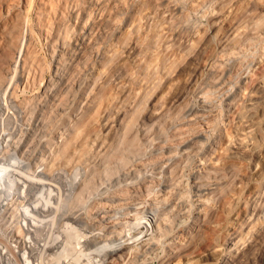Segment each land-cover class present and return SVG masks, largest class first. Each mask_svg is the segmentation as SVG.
I'll list each match as a JSON object with an SVG mask.
<instances>
[{
  "label": "rangeland",
  "instance_id": "rangeland-1",
  "mask_svg": "<svg viewBox=\"0 0 264 264\" xmlns=\"http://www.w3.org/2000/svg\"><path fill=\"white\" fill-rule=\"evenodd\" d=\"M40 1L41 0H30L29 3V0H0V16H2L0 17V21H2L0 23V72H2V74L0 73V77H3L0 79L3 83V85L0 86V149H3L9 142L11 144L15 143L16 146L17 144H19L20 147L23 146V148L21 147L22 150H27L26 152H21L27 156L20 159L19 156L21 153L17 154L13 151L11 159L13 158L16 159V161H21V165L18 164V166H16V169L18 168L17 170L20 169L19 171H23L28 167H32L33 171L34 169L39 170H36L38 173L35 172V174L42 172L44 174V171H48L46 163L51 162V159H53L52 157H54L57 162L55 164L59 167L61 165L59 172H61L60 174L62 177L59 181V185L66 184V182L69 181L66 186L63 185V188L67 190V192L64 191V189L61 191L62 193H59L57 189L55 190V192L59 194H56L57 197H60L63 206L66 204L67 206L65 205V207H68L69 210L71 209L70 212H72L73 209L76 212L79 211V213L84 216L86 223L89 224L91 222L89 226H93L94 223L96 224L102 221L103 217L99 215L101 213L100 211H110L113 208L112 202L117 201L119 198V200L125 202L122 203L124 206L142 202L143 198L146 199L147 194L150 195L148 198H151L149 199V203H153V200L157 199L158 193H160V196L158 195L161 201L160 205H164V203L167 202L170 205L172 200H175L172 203L174 205H170L173 212L175 214L186 213L184 215L188 216V218H192L194 222L186 227L187 232H184V242L178 243L176 241L170 242L166 240V244H168L169 247H165L166 249L160 252V257L154 261V264H203L206 254L211 249L217 248L222 258L231 251H234L235 246L229 243V236L237 229V220L243 218L245 214L249 212V204L252 201L253 193L262 188L264 180V111L256 119L258 126L260 125L258 130L260 128L261 131L259 132L263 136L257 137L260 140H257V138L255 139V141H257L255 145L258 143L257 146L261 151V153L259 151L260 155H258V157L253 156L250 159L249 157L238 158L227 153L226 149L228 146L227 144H229L228 137L234 136L235 133L240 130V127H238L241 125V121L239 125L240 116H242V114L244 115V113L247 114L246 112L248 111L250 112V110L247 111V109L249 108L248 102L252 99L251 97H254V99L260 97V101L262 100L261 102L264 106V0H197L198 2L196 0H174V2L172 0H152L153 2L150 0L152 5L149 0H146L147 3L145 0H136V2L135 0H133V2H130V0L128 2L127 0V3L125 2L126 0H120L121 4L119 2L118 4L124 8L126 7L125 9L127 10H124L126 13L120 10L121 8L116 11L114 8L112 11L111 0L107 2V4H105L107 0H103L105 3L99 0L101 4L98 0H93L94 2L91 0H85L86 2L83 0H51V3H49V0H44V2L47 3L46 5H48L46 7H43L45 3L43 4L42 2L40 4ZM79 1H83L84 3L80 2L83 5H81ZM143 1L146 3L145 5H147V7L143 5ZM52 3H55L53 5L57 4L58 6H56V8L58 7L59 9L57 8L56 11L60 10L62 13L60 11H54L56 12V15H54V12L48 11L49 9L53 10L55 8V6L51 5ZM86 3H88V5ZM129 3L132 4L128 5ZM135 3L138 6L136 5L135 7ZM37 4L42 7V12L45 11L46 8L47 12L44 14L41 13V10L40 12H35L38 11L36 10L38 9ZM65 4H70V9H73L72 11H75V13H72L68 5L66 7ZM76 4H78V6ZM84 4L85 6H89V10ZM91 4L92 7L90 6ZM194 4H198V6L196 7ZM96 5L98 10H100L97 11L99 14H97L95 10L97 9ZM106 5H108V8ZM81 6H84L83 9H86L87 14L90 13V17L85 13V9L84 11L80 10L82 9ZM25 9L29 13L28 15ZM130 9H132L131 13L129 12ZM76 11L79 12L76 13ZM141 11H143V13ZM115 12H123L124 15L120 14L122 16L118 17L119 13L117 14ZM47 13L54 18L48 15L49 19ZM63 13L65 15L69 13L66 15V17L68 16L67 19H65ZM103 13L104 16L102 15ZM75 14H79L78 16L81 15L82 17H78V20ZM23 15L25 16L26 25L22 24V21H18L19 18L21 20ZM26 15L29 18L26 17ZM37 15L40 17H36ZM99 16L103 21L99 19ZM108 16L115 20L118 18V21L116 20L117 22H114V19L111 21V18H107ZM45 17L50 20L48 22H50L51 25H49V27H51L48 28H54L52 29V34L51 30H48L51 36L58 32L57 22L59 21L60 25V23L62 24L61 21L64 20V27L60 25L61 30L64 28V30H62L64 31L62 36L66 37L70 34H64L68 30L66 29L67 26L70 27L69 30L72 33L71 39L73 40L70 39L71 41H69L68 39L70 37L66 38H68V43L72 42L71 45H73V41L82 31L79 28L82 26L80 23L82 24L81 21L83 19L85 23H87L86 19L88 17L90 18V20L88 18L89 21L87 24L90 23L91 19L94 20L95 18L96 22H101V24L105 22L104 24L108 25V28L105 29L107 35H105L106 32L103 31V27L106 28V26L104 24H102L103 26L100 24L101 28L98 22L96 23L92 20L90 23L91 25L93 22L95 25L94 27L92 24L94 30H92L91 35L101 39L97 42L93 40L96 38L91 36L93 41L101 44L99 48H101L100 51L103 53V57L101 58V63L95 61L94 65L96 64L95 67L97 65H99L97 67H101L106 63V66L101 67L104 68L101 73L103 75L100 77L99 74L94 73L92 74L93 76H86L85 68L83 69L81 64L79 68L78 63L75 66L78 70L76 69L75 71V68L68 70L69 77L68 74L67 77L69 79L67 78V80L70 82L67 83V89L69 90L57 93L58 97L57 95L55 97H57V99L59 98L58 100L54 98L51 93H47V95L49 94L48 96L46 95L47 84L51 87L54 86L55 89L58 90L59 84L57 83L59 82L54 85L52 84V82L55 83L57 80L54 77L55 64L52 61L51 55L53 50L51 49V44L45 40L46 36H44L47 35V31L44 30L46 34L43 33L44 35L42 34L39 36L41 32L40 28H43L41 23H47ZM22 20L24 23V17ZM104 20H108V22L111 21V23L114 22L112 24L113 27ZM39 21L41 22L40 24ZM6 22L9 23L7 24ZM13 22L18 23V27L20 28L24 27L23 29L25 31L21 30L22 28H18L17 24L13 25ZM132 22H134L133 25ZM5 24L9 26L7 27ZM4 25L10 32V26L13 25L12 27L14 29L17 27L15 33L18 34L21 30L20 32L23 33L25 37L20 33L24 38L18 36L20 40L14 41L18 39L13 36L14 31L11 32L12 36L10 33H8V35L5 34V36L4 33L2 35L1 33L3 32L2 29ZM73 25H75L73 28L74 30L72 29ZM136 25L140 27L138 28ZM109 26L111 27L109 28ZM32 27L34 31L30 32L32 31ZM116 27L117 30L113 31V28L115 30ZM95 29H97V31ZM100 30L103 33L99 32ZM94 31L99 33L96 34ZM130 32V37L126 36ZM93 33H95V35ZM101 34L105 35V37H99ZM125 36L127 37L126 39H129V43L125 39ZM9 37L11 40H9ZM27 37L31 44H29L31 47L28 46V50L29 53H33L32 56L35 58V62L34 60H30L33 61V63L31 62L32 65L29 63L28 67H26V70L30 73L26 71L23 79L17 76L19 75L21 67L19 65L17 69L15 63V60L19 57L17 51L19 45H16L22 44L20 42H24ZM123 37L124 40H122ZM5 38L8 39V42L11 41L10 43H12V38H15L13 42L16 45L7 43ZM47 38L48 40L50 39L49 36H47ZM104 38H106L105 41ZM28 40H26V42H28ZM123 41L127 42V44H124ZM26 42L24 43L26 44ZM14 45L16 47H13ZM104 51L106 52L105 54ZM90 54L88 50L86 55L88 58L92 56L89 58V61L93 63L95 54L94 56L93 53L91 56ZM111 58L115 59L112 60ZM21 61L23 62V60ZM117 65L119 66L117 67ZM69 71H75L76 74L75 72L70 73ZM151 77L152 79H150ZM51 79L55 80V82ZM50 80L52 81L51 84ZM6 86L8 88L11 87L9 88L10 91ZM13 90L16 92H14V95L11 94ZM229 96L231 97V104L227 105L225 99ZM60 98H62L63 104L68 107L67 112L62 110V115L58 114L55 110L57 101H61ZM65 100L69 103L67 101L65 102ZM203 100H207L209 104H211V106H207L211 111L207 113V115H212L214 118L213 122L215 123L212 124V129H209V127L207 128V136H203L199 132L201 125L203 126L202 118H199L198 115H194L195 113H191ZM42 109H44V111H42ZM42 124L45 126L44 128ZM38 126L41 127V129ZM1 127L4 130H2ZM258 130L254 131L255 134L253 135H257L259 133ZM41 133L43 137H41ZM125 133H128L127 135L131 140L133 139V142H131L134 145L132 143L128 144L131 150L127 146L126 149L124 148L125 145L123 146V142L127 137ZM22 137H25V139ZM26 138L31 142H28ZM233 139H235V137ZM183 141H190V147L186 154H184L185 152H183V150L177 149L175 146L176 149L172 147ZM40 142H42L41 145ZM24 143H32L35 146L30 144H28V146L25 144V146ZM36 143L39 146H37ZM29 145L31 147H29ZM69 146H71V148ZM66 147H69L70 151L72 150V154H69L71 162L69 158L62 159L58 153L59 151L63 152L67 149ZM34 149H36L37 152ZM55 152L56 155L54 156ZM181 152L184 155L177 159L176 156L181 155ZM28 155L31 156L29 157ZM139 155L143 156L141 157L143 160L145 159V162L142 161L145 164L148 163L147 165H152V163H164L165 160L166 162L168 161V164L164 163L167 165L164 169L162 168L163 170L157 166L158 169L154 172L156 179L154 178V182H152L151 185L155 182L157 183L156 185L154 184V188L150 186L151 192L149 191V193L145 190V186L140 183L143 177L137 176V170H142L144 169L143 167H145L144 165L136 163L135 160L140 158ZM42 156L43 158H41ZM80 156L83 161L85 160L84 157L89 159L83 162L80 160ZM170 156L172 158L175 156L176 159H168ZM202 156L206 157L205 162H207V164L200 165L203 167V171L201 170L202 168H200L199 172L196 170V167L199 162V157ZM58 160L60 161L58 162ZM28 161H30V164ZM67 161L70 162V164H67ZM24 162L29 166L27 165L28 167H26ZM44 163L45 165H43ZM79 165L80 167L78 168ZM82 165H84V167ZM151 165L147 169L153 167ZM43 168L45 170H43ZM106 169L109 173H106ZM89 171L91 173H89ZM87 172L88 175H86ZM127 172H132L130 174L132 177L131 179L129 176L128 179L123 175ZM148 173L153 172L148 171ZM108 174H110V179H107ZM194 175L196 176V180H199L198 185L202 184L203 181H207L206 179L208 178L210 180L216 179L221 181L220 188L214 190L210 198V203L205 205L207 209L204 207V210L202 209V213L200 214H196L193 211L194 204L198 202L196 200L198 195L195 194L194 190L197 189V185L195 187V182L192 180ZM99 176L102 177V179ZM197 176H201V178L199 179ZM138 177L139 180L137 179ZM85 178L90 179L86 180ZM91 178L93 180H91ZM161 178L162 180H166L167 185L170 186L167 194H165L166 191L156 188L158 181L155 180ZM83 179L88 181V183L85 182L84 184ZM125 179L126 182L124 181ZM107 180L111 182L107 184ZM129 180L132 181V183L129 182ZM70 182L74 185L70 186ZM104 183H106L107 186ZM86 184L88 185L86 186ZM104 185L106 186L105 189ZM68 186L71 189H66L69 188ZM150 188L148 187V189ZM36 193L34 192V195ZM65 195L67 197H65ZM163 198H165V200H163ZM62 199L64 200L63 202ZM27 207H29V205H27ZM133 208V206H130V209L134 210ZM205 214L210 217L207 218L205 216V219ZM107 215V213H103L104 217ZM120 215L124 216L125 214L123 212ZM169 216L171 217L170 220L176 218L172 213H170ZM119 219L121 220V218ZM127 219L129 220V224L135 221L133 218ZM262 219H264V217ZM13 220V218H8V221L13 224L9 225L11 228L10 232H12V234L19 233L21 236L26 234L27 229L21 224L18 225L17 222ZM112 220L116 222V219ZM167 222L168 221L164 218L159 220L160 226L163 229H167L168 231L170 229V233H175V229H171L175 227V221L174 223H170V228H167ZM149 224L148 236H143L144 233L143 235L141 234V236H143L141 241L135 245L133 244L135 249H133L134 247L131 245L133 248L129 250L126 249L122 257L116 256L112 264H127L131 256L134 257L135 251L142 250L144 246L151 244L152 240L149 239L152 236L149 235L151 232H154L153 234L161 238L158 230V223L151 221ZM261 224L259 221L257 225L258 228L256 229L255 227L257 226L255 225L254 230L251 232V234L253 233L252 238L248 237L249 239H253L254 235L258 236L255 234L257 231V233H261V242L259 243L255 242L256 240H252L254 243H250L251 240L247 239L245 242V244H247L246 247L248 244H253L250 250L251 252L248 254L249 256L251 255L250 257L252 258L249 256V258L246 256L247 259L243 257L245 259H242V264H264V223L262 224L263 226ZM9 226H7V228H9ZM74 226H79L78 230L80 231L67 229L65 223L59 228H57V225L53 228H50V226L47 227L46 232L51 238L57 239L61 236V247L56 250L63 251L64 248H68L64 254L65 257H63L64 263H101L100 260L98 261L100 256H96L97 254H95L92 249H86L85 246H83L85 244L83 233H89L91 227L85 229L75 223ZM126 228V231H124L125 237L133 236L135 232H133L132 225ZM80 233H82L83 236ZM68 234H72V236H70L71 239H74L73 243L70 239L71 242L67 244L66 239H68ZM78 235H81V237ZM15 238L16 237L11 240V243L15 246H13V248H17L18 250L15 254H18L19 258L27 264L23 253H21L23 252V250H21V241ZM99 242H101L100 239ZM40 243L43 244L44 241ZM245 244H243V246H245ZM161 247V244H158V251L161 250ZM184 249L186 250L184 251ZM29 251L30 249H28V252ZM82 251L84 253L86 252V254ZM66 256H68V258H66ZM51 257H53V255ZM16 258H18L17 255ZM189 259L192 262L187 263ZM30 260L33 261L34 257L31 256ZM51 260L48 261V263H51ZM53 264H55V262ZM216 264L225 263L221 261Z\"/></svg>",
  "mask_w": 264,
  "mask_h": 264
},
{
  "label": "bare ground",
  "instance_id": "bare-ground-1",
  "mask_svg": "<svg viewBox=\"0 0 264 264\" xmlns=\"http://www.w3.org/2000/svg\"><path fill=\"white\" fill-rule=\"evenodd\" d=\"M27 1V0H26ZM37 1V0H36ZM46 1V0H45ZM48 1V0H47ZM50 2L49 3H51V0H49ZM57 1V0H56ZM59 1V0H58ZM60 1H62V0H60ZM84 2H86L85 0H83ZM81 2V1H79V3L81 2V3H84V2ZM92 2H94L93 0H91ZM99 1V0H98ZM105 1V0H104ZM123 1V0H122ZM125 1V0H124ZM138 1V0H137ZM142 1V0H141ZM140 1V2H141ZM146 1V0H145ZM150 1V0H149ZM152 1V0H151ZM150 1V3H151V5H152V2ZM168 1V0H167ZM171 1V0H170ZM173 2H174V0H172ZM177 1V0H176ZM193 1V0H192ZM192 1H190V2H192ZM195 1V0H194ZM197 1V0H196ZM199 1V0H198ZM197 1V2H198ZM31 2H33V1H31ZM43 2V4L45 3L44 2V0H41L40 1V4ZM54 2V1H53ZM100 2V1H99ZM107 2H110V0L108 1H106V3L105 2H103V0H102V3H105V4H107ZM118 2L120 3V0H111V7H112V11H113V9L115 8V11L116 10H119V8H121L120 10H127V9H125L123 6H121L120 4H118ZM126 3H127V0L125 1ZM124 2V3H125ZM128 2H129V0H128ZM130 2H133V0L131 1L130 0ZM135 2H136V0H135ZM172 2V3H173ZM189 2V3H190ZM29 3H30V0H29ZM29 3H28V5H29ZM56 3V2H55ZM55 3H52L51 5H53V4H55ZM57 3H59V2H57ZM62 3V2H61ZM78 3V2H77ZM80 3V4H81ZM89 3V2H88ZM88 3H86L87 5H88ZM97 3V2H96ZM95 3V4H96ZM143 3H144V1H143ZM146 3H147V1H146ZM146 3H144L143 5H145ZM194 3V2H193ZM196 3V2H195ZM200 3V2H199ZM2 4V3H1ZM25 4V3H24ZM47 3H45V5H43V7L45 6H48V5H46ZM79 4V5H80ZM94 4V5H95ZM100 4H101V2H100ZM110 4V3H109ZM130 4H132V3H129L128 5H130ZM134 4V3H133ZM167 4V3H166ZM170 4V3H169ZM34 5V4H33ZM50 5V4H49ZM66 5V4H65ZM68 5V7L69 6H71L70 4H67ZM67 5H66V7H67ZM77 6H78V4H76ZM75 5V6H76ZM81 5H83V4H81ZM86 5V6H87ZM103 5V4H102ZM118 5H119V7H118ZM122 5H123V3H122ZM136 3H135V7H136ZM142 5V6H143ZM174 5V4H173ZM193 5V4H192ZM195 5V4H194ZM25 6H26V4H25ZM32 6V5H31ZM35 6V5H34ZM53 6H55V8L52 10V9H49L48 11H51L52 13L54 12V11H56V9L58 8H56V6H58L57 4L56 5H53ZM74 6V7H75ZM84 6H85V4H84ZM83 6V7H84ZM85 6V7H86ZM91 7H92V4L90 5ZM100 6V5H99ZM105 6V5H104ZM108 5H106V7H107ZM121 6V7H120ZM138 6V5H137ZM146 7H147V5H145ZM148 6H150V5H148ZM196 7L198 6V4L197 5H195ZM73 7V6H72ZM82 7V6H81ZM83 7H82V9H80L81 11L83 10L84 11V9H83ZM89 6H87V8H88ZM132 7V6H131ZM140 7V6H139ZM145 7V8H146ZM156 7V6H155ZM166 7V6H165ZM26 8V7H25ZM37 8L38 9H36V10H38V11H35V12H40V10H41V6L39 5V4H37ZM53 8V7H52ZM78 8V7H77ZM95 8V7H94ZM96 8L97 9H95L96 10V12L97 11H100V10H98V7H97V5H96ZM99 8H101V7H99ZM105 8V7H104ZM103 8V9H104ZM108 8V7H107ZM153 8H154V4H153ZM30 9H31V7H30ZM34 9V8H33ZM59 9V8H58ZM69 9H70V7H69ZM141 9V8H140ZM148 9V8H147ZM149 9H150V7H149ZM43 10V9H42ZM42 10H41V13L42 14H44L45 12H47L46 10H47V8H46V10L45 11H43L42 12ZM64 10V9H63ZM71 10V9H70ZM70 10H69V12H70ZM73 10V9H72ZM71 10V11H72ZM78 10H79V8H78ZM79 10V11H80ZM88 10H89V8H88ZM102 10V9H101ZM131 10L132 9H130L129 10V12L131 13ZM137 10H138V8H137ZM144 10V9H143ZM33 11V10H32ZM60 11V10H59ZM59 11H56V12H59ZM79 11H76V13L77 12H79ZM90 11H91V9H90ZM134 11V10H133ZM132 11V12H133ZM139 11V10H138ZM145 11V10H144ZM25 12H27L26 11V9H25ZM56 12H54L53 14L54 15H56L55 13ZM61 13H62V11H60ZM67 12V11H66ZM65 12V13H66ZM87 11H86V9H85V13H86ZM89 12V11H88ZM92 12H93V10H92ZM111 12V11H110ZM120 12V11H119ZM118 12V13H119ZM128 12V11H127ZM128 12V13H129ZM142 13H143V11H141ZM166 12V11H165ZM50 13V12H49ZM51 13V14H52ZM72 13H75V11L73 12L72 11ZM82 13V12H81ZM102 13V12H101ZM104 13H106V12H104ZM104 13L102 14L103 16H104ZM112 13V12H111ZM115 13H117V12H115ZM117 13V14H118ZM124 13H126L125 11H124ZM124 13L122 12V13H119L118 14V17H121L122 15H120V14H123L124 15ZM134 13V12H133ZM138 13V12H137ZM140 13V12H139ZM138 13V14H139ZM29 13L27 12V15H28ZM37 14V13H36ZM41 14V15H42ZM64 14V13H63ZM62 14V15H63ZM69 14V13H68ZM68 14H66V15H68ZM80 14V13H79ZM78 14V15H79ZM83 14V13H82ZM87 14V13H86ZM94 14V13H93ZM97 14H99V12H97ZM135 14V13H134ZM141 14V13H140ZM25 15V14H24ZM23 15V17H24V23H23V17L21 18V20H20V18L18 19V21H22V24H24V25H26L25 24V16ZM26 15V17H28ZM39 15V14H38ZM36 16V17H40V16ZM48 15H50V14H48L47 13V17H48ZM65 15V14H64ZM66 15H65V19H67V17H66ZM75 15H77V14H75ZM75 16V17H77V19L79 20V18L78 17H80V16ZM87 15H89V17H90V13H88ZM108 15V14H107ZM111 15V14H110ZM22 16V15H21ZM52 15H50V17H51ZM74 16V15H73ZM73 16H71L72 18H75V17H73ZM94 16V15H93ZM101 16V15H100ZM99 16V19L101 18ZM130 16H133V15H130ZM137 16V15H136ZM0 17H2V16H0ZM42 17H43V15H42ZM47 17H45L46 19H47ZM53 17V16H52ZM56 17V16H55ZM82 17V16H81ZM87 17V16H86ZM85 17V18H86ZM88 17V18H89ZM142 17V16H141ZM140 17V18H141ZM29 18V17H28ZM28 18H26V19H28ZM49 18V17H48ZM54 18V17H53ZM88 18L86 19L87 21V23H88V21L90 20V18H89V20H88ZM91 18H92V14H91ZM98 18V17H97ZM105 18V17H104ZM107 18H109V16L107 17ZM107 18H105V19H107ZM111 18V17H110ZM109 18V19H110ZM116 18V17H115ZM135 18V17H134ZM138 18V17H137ZM12 19V18H11ZM40 19V18H39ZM50 19V18H49ZM69 19V18H68ZM76 19V20H77ZM82 19V18H81ZM98 19V20H99ZM108 19V20H109ZM114 19V18H113ZM113 19L111 18V21H113ZM118 19V18H117ZM116 19V20H117ZM8 20V19H7ZM17 20V19H16ZM52 20V19H51ZM60 20V19H59ZM62 20H63V18H62ZM78 20H77V23H78ZM84 20V19H83ZM81 21L82 22V24L80 23V25H82L81 26V28H79V29H81L80 31H81V33L80 34H78L77 35V38H75V40L73 41V45H71V43L72 42H67L68 40L69 41H71V40H73V39H71L72 38V36H71V32H70V27H68L67 26V28L66 29H68L64 34L66 35L67 33H70L69 35H67L66 37H70L69 39L68 38H66V37H64V36H62V34H63V32L64 31H62V30H64V24H63V22H64V20L63 21H61L62 22V24L60 23V25L61 26H63L62 28V30H61V26L59 25V21L57 22L58 24H57V30H58V32H57V30H56V32L57 33H55L53 36H51L50 35V33H49V31L48 30H51V34H52V32H53V30L52 29H54V28H51V29H49L50 27H49V25H51L50 24V22H48V21H50V20H48L47 19V23H49V24H47L46 22H44V23H41L40 21H39V24L41 23V25H43V28H40V30H41V32H40V35L39 36H41L43 33H45L44 32V30H46L47 31V35H44V36H46L45 37V40L47 41V42H49L50 44H51V49L53 50V52H52V61H53V63L55 64V67H54V77L56 78V82H55V80H52V81H54L55 83H53L51 80H50V84H51V82H52V84L54 85V84H56L57 82H59V83H57V84H59L58 86V90L57 89H55V87L53 86V87H51V86H49L48 84H47V88H46V95H47V93H51V95L54 97V98H56L57 99V97H58V95H57V93H59V92H65V91H67V90H69V89H67L68 88V85H67V83L68 82H70V81H68L67 80V78L69 77V74H68V70L69 69H74L75 68V66L79 63V65H78V67L80 66V64L83 66V69L85 68V70H86V76L87 75H92V74H94V73H96V74H99V76L101 77V75H103V74H101L102 73V71H103V69L104 68H101V67H103V66H106V63L103 65V66H101V67H97V66H99V65H97L96 67H95V65H94V63H95V61H98L99 63H101V58L103 57V53L100 51L101 50V48H99L100 47V45L101 44H98L97 42L99 41V39L98 38H96L95 36H93V35H91V33H92V30H94L93 28L95 27V25H94V23L92 22V24L94 25V27H92V24L90 25V23H91V21L93 20V19H91V21H90V23L89 24H87V23H85V20L84 21ZM97 20V19H96ZM101 20V19H100ZM108 20H104V21H107L108 22ZM115 20V19H114ZM114 21V22H117V21ZM134 20V19H133ZM139 20V19H138ZM10 21V20H9ZM13 21V20H12ZM42 21H44V20H42ZM93 21H95V18H94V20ZM101 21H103V20H101ZM111 21L110 22H108V23H110L111 24V26H112V24L114 23H111ZM136 21V20H135ZM2 21H0V23H1ZM5 22V21H4ZM16 22V21H15ZM51 22H53V21H51ZM96 22V21H95ZM98 22V21H97ZM96 22V23H97ZM7 24L9 23V22H6ZM14 23V22H13ZM66 23V22H65ZM95 23V24H96ZM99 23V22H98ZM105 22H103L102 24H104ZM7 24H5V25H7ZM15 24H17V27L19 26L18 25V23H14L13 25H15ZM101 22L99 23V26L101 27ZM134 24V22H132V25ZM5 25L3 26L4 28H5ZM12 25V26H13ZM52 25H54V24H52ZM70 25V24H69ZM71 25H72V23H71ZM70 25V26H71ZM78 25H79V23H78ZM79 25V26H80ZM105 25V24H104ZM131 25V26H132ZM9 25H7V27H8ZM12 26H10V29H11V32H13L14 33V37H16V38H18V36H20L21 38H24L25 37V35L23 34V33H21L20 31L21 30H24L22 27V29L20 28V27H18V28H20L21 30L19 31V33L18 34H20V35H18L17 33H15V30L17 29V27H15V29L12 27ZM20 26H23V25H20ZM97 26H98V24H97ZM103 26V25H102ZM106 26V28H104L103 27V31H105L106 32V30L105 29H107L108 28V25H105ZM111 26H109V28L111 27ZM12 27V28H11ZM30 27V26H29ZM49 27V28H48ZM56 27V26H55ZM65 27H66V25H65ZM75 27V25H73V27H72V29ZM113 27V26H112ZM115 27V26H114ZM136 27H138L137 25H136ZM135 27V28H136ZM140 27V26H139ZM138 27V28H139ZM1 28V27H0ZM2 29V35H3V33H4V36H5V34H7L8 35V33H10V35L12 36V34H11V32L9 31V30H7L6 28L5 29ZM99 28V27H98ZM102 28V27H101ZM31 29V28H30ZM65 29V30H66ZM72 29H71V31H72ZM78 29V28H77ZM6 30H7V33H6ZM32 31H30V32H33L34 30H33V27H32V29H31ZM74 30V29H73ZM84 30V31H83ZM96 31H97V29H95ZM102 30V29H101ZM101 30L99 31V32H101ZM117 30V27H116V29L114 30V28H113V31H116ZM25 31V30H24ZM75 31H77V30H75ZM96 31H94V32H96ZM16 32H18V31H16ZM73 32V31H72ZM99 32H96V34L97 33H99ZM79 33V32H78ZM101 33H103V32H101ZM114 33V32H113ZM17 34V35H16ZM33 34V33H32ZM46 34V33H45ZM94 35H95V33H93ZM115 34V33H114ZM118 34V33H117ZM131 34V32L128 34V35H126V36H129ZM38 35V34H37ZM75 35V34H74ZM105 35H107V32H106V34ZM105 35H103V34H101L99 37H101L102 36V38H103V36L105 37ZM10 36V37H11ZM47 36H49L50 37V39L48 40V38H47ZM91 36H93V37H95L96 39H93V40H95V41H97V42H95V41H93L92 39H91ZM125 36V39L127 38ZM8 37V36H7ZM9 37V40H11V38ZM29 37V36H28ZM28 37H27V39L26 40H28ZM130 37V36H129ZM66 38V39H65ZM6 39V38H5ZM15 39V38H14ZM13 38H12V43H10V42H8L7 40L8 39H6V41H7V43H10V44H15L14 42H13V40H14ZM68 39V40H67ZM71 39V40H70ZM105 39L106 38H104V41H105ZM18 41V40H20L19 38L18 39H15L14 41ZM26 40L24 41V42H26ZM101 40V39H100ZM122 40H124V37H123V39ZM127 40V42H128V40L129 39H126ZM1 41V40H0ZM103 41V40H102ZM5 42V41H4ZM24 42H20V43H22V44H15L16 46H18L19 45V47L17 48V51H18V53H19V57L15 60V63H16V67H17V69L19 68L18 66L20 65V67H21V69H20V72H19V75H17V76H19V78H23V76L25 75V73H26V67H28V64L30 63L31 65H32V63H33V61H30V60H34L35 58L32 56V52H30L29 53V50H28V48L29 47H31V46H29V40H28V42H26V44L24 43ZM122 42V41H121ZM124 42V44L126 43L127 44V42H125V41H123ZM17 43V42H16ZM19 43V42H18ZM99 43H101V42H99ZM102 43H104V42H102ZM129 43V42H128ZM99 46H98V45ZM8 45V44H7ZM13 46V47H16V46ZM31 45V44H30ZM12 46V45H11ZM29 46V47H28ZM127 46V45H126ZM2 47V46H1ZM12 47V48H13ZM8 49H10V48H8ZM16 49V48H15ZM13 50V49H12ZM90 51V53L92 54L93 53V56H94V54H95V60H94V62L93 63H91V61H89V58H91L92 56H91V54H90V56L91 57H89L88 58V56L86 55V52L87 51ZM10 51V50H9ZM106 52L104 51V54H105ZM10 54V53H9ZM14 54H15V52H14ZM31 56H30V55ZM87 54H89V53H87ZM12 55V54H11ZM30 56V57H29ZM113 56V55H112ZM111 56V57H112ZM116 56V55H115ZM5 57V56H4ZM7 58V57H6ZM11 58L13 59V57L11 56ZM15 58V57H14ZM31 58V59H30ZM33 58V59H32ZM113 58V57H112ZM111 58V59H112ZM115 59V58H114ZM114 59H112V60H114ZM21 60H23V62L21 61ZM90 60H92V59H90ZM109 61V60H108ZM32 62V63H31ZM34 62H35V60H34ZM97 62V63H98ZM105 62V61H104ZM107 62V61H106ZM110 63V62H109ZM111 63H112V61H111ZM52 64V63H51ZM117 64V63H116ZM30 65V66H31ZM34 65V64H33ZM114 66V65H113ZM119 65H117V67H118ZM31 67H33V66H31ZM50 67V66H49ZM109 67V66H108ZM80 68V67H79ZM82 68V67H81ZM120 68V67H119ZM35 69V68H34ZM76 69H77V67L74 69L75 71H76ZM1 70V69H0ZM29 70H30V68H29ZM78 70V69H77ZM95 70V71H94ZM116 70V69H115ZM16 71H18V70H16ZM31 71V70H30ZM36 71V70H35ZM75 71H71L72 73H74ZM28 72V71H27ZM34 72V71H33ZM70 72V71H69ZM70 72V73H71ZM84 72V71H83ZM118 72V71H117ZM1 74H2V72H0ZM28 73H30V72H28ZM82 73V72H81ZM67 74H68V77H67ZM75 74H76V72H75ZM79 74V73H78ZM28 75V74H27ZM35 75V74H34ZM6 76V75H5ZM32 76V75H31ZM93 76V75H92ZM105 76V75H104ZM114 76V75H113ZM15 77H16V75H15ZM28 77H30V76H28ZM83 77V76H82ZM3 77H0V79H2ZM54 78V79H55ZM72 78V77H71ZM70 78V79H71ZM24 79V78H23ZM29 79V78H28ZM34 79V78H33ZM69 79V78H68ZM74 79V78H73ZM77 79V78H76ZM95 79V78H94ZM150 79H152V77L150 78ZM3 81V80H2ZM74 81H75V79H74ZM94 81V80H93ZM151 81V80H150ZM108 82V81H107ZM28 83V82H27ZM72 83V82H71ZM75 83V82H74ZM80 83V82H79ZM97 83H98V80H97ZM102 83V82H101ZM154 83V82H153ZM152 83V84H153ZM5 84H7V83H5ZM3 85V83L0 81V86H2ZM10 85V84H9ZM5 86V85H4ZM4 86H3V88H4ZM7 87V86H6ZM8 88V87H7ZM7 88H5V89H7ZM9 88H11V87H9ZM8 88V89H9ZM71 88V87H70ZM2 89V88H1ZM121 89V88H120ZM4 90V89H3ZM76 90V89H75ZM1 91V90H0ZM9 91H10V89H9ZM121 91V90H120ZM13 93H11V94H13L14 95V92H15V90H13L12 91ZM105 92V91H104ZM258 92V91H257ZM16 93V92H15ZM61 94V93H60ZM59 94V95H60ZM64 94V93H63ZM67 94V93H66ZM66 94H65V96H66ZM118 94V93H117ZM252 94V93H251ZM254 94H256V93H254ZM253 94V95H254ZM258 94V93H257ZM49 95V94H48ZM47 95V96H48ZM57 95V97H55ZM260 95V94H259ZM8 96V95H7ZM6 98V97H5ZM252 99L251 100H249V102H248V105H249V108L247 109V111L248 110H250V112L248 111V112H246L247 114H245L244 113V115L242 114V116H240V120H239V125H240V121H241V125L240 126H238V127H240L239 129V131H237V129H236V133H235V135L233 136H229V137H232V138H229L228 137V139H229V141H228V143L229 144H227L228 146L226 147V149H227V153H229V154H231V155H234V157L236 156V157H249V159L250 158H252L253 156H256V157H258V155H260V153H261V151H260V149H259V147L257 146V144L255 145V142H257V141H255V139L257 138V137H263L262 136V134H260V132L259 131H261L260 130V128H259V130H258V127H260V125L258 126V122H256V119H257V117H259V115L260 114H262L263 113V111H264V106H263V104H262V100L260 101V97H258V98H255L254 99V97H251ZM11 99H12V97H11ZM59 99V98H58ZM57 99V100H58ZM74 99V98H73ZM2 100H3V98H2ZM60 100L61 101H57V103H56V107H55V110L57 111V113L58 114H60V115H62V110H64V112H67V110H68V107H66L64 104H63V100H62V98H60ZM68 100V99H67ZM67 100H65V102L67 101ZM4 101V100H3ZM12 101V100H11ZM13 102V101H12ZM68 102V101H67ZM4 103V102H3ZM69 103V102H68ZM67 103V104H68ZM225 103L227 104V105H230L231 104V97L229 96V97H226V99H225ZM66 104V105H67ZM69 105V104H68ZM6 106V105H5ZM37 106V105H36ZM207 106H211V104H209V101H207V100H203L202 102H200V104L197 106V108H195V109H193V111L191 112V113H195L194 115H198L199 116V118L201 117L202 118V123H203V126L201 125V129H200V134L201 135H203V136H207V134H206V132H207V128L209 127V129H212V127L211 126H213L212 124L214 123L213 122V120H214V118H213V116L212 115H207V113H209V112H211L210 111V109L207 107ZM21 107V106H20ZM3 108V107H2ZM1 108V109H2ZM21 108H23V107H21ZM33 108V107H32ZM51 108V107H50ZM45 109V108H44ZM44 109H42V111H44ZM53 110V109H52ZM54 110V111H55ZM212 110V109H211ZM36 111H37V109H36ZM35 111V112H36ZM45 113V112H44ZM47 113V112H46ZM50 113V112H49ZM41 114H42V112H41ZM49 115V114H48ZM48 115H47V117H48ZM53 115V114H52ZM51 116V115H50ZM56 116V115H55ZM46 117V118H47ZM41 119V118H40ZM50 119V118H49ZM218 119V118H217ZM259 119V118H258ZM42 120V119H41ZM48 120V119H47ZM196 120V119H195ZM53 121V120H52ZM217 122H218V120H217ZM41 123V122H40ZM45 123V122H44ZM43 123V124H44ZM38 124V123H37ZM42 124V127L44 128L45 126ZM46 124V123H45ZM49 124H50V122H49ZM132 124V123H131ZM201 124V123H200ZM215 124V123H214ZM257 124V125H256ZM1 125V124H0ZM47 125V124H46ZM49 126V125H48ZM256 126V127H255ZM37 127V126H36ZM39 127V126H38ZM2 128V127H1ZM40 129H41V127H39ZM46 129V128H45ZM49 129V128H48ZM2 130H4L3 128H2ZM43 130V129H42ZM128 130V129H127ZM129 130H131V129H129ZM258 130V134L257 135H253V134H255L254 133V131H257ZM40 132V131H39ZM42 132V131H41ZM128 132V131H127ZM5 133V132H4ZM129 133V132H128ZM128 133H125L126 135L128 134ZM216 133V132H215ZM218 133V132H217ZM226 133H227V131H226ZM40 134V133H39ZM130 134V133H129ZM234 134V133H233ZM38 135V134H37ZM44 135V134H43ZM46 135V134H45ZM229 135H231V134H229ZM219 136V135H218ZM228 136V135H227ZM41 137H43L42 136V133H41ZM126 137V136H125ZM235 137V139H233ZM23 138V137H22ZM35 138V137H34ZM132 138V137H131ZM249 138V139H248ZM264 138V137H263ZM23 139H25V137L23 138ZM22 139V140H23ZM31 139V138H30ZM29 139V140H30ZM38 139V138H37ZM39 139H40V137H39ZM26 140L28 141V139L26 138ZM25 140V141H26ZM32 140V139H31ZM257 140H260V139H258L257 138ZM17 141V140H16ZM15 141V142H16ZM40 141V140H39ZM133 142V139L131 140L129 137H128V135H127V137H126V140H124V144H123V146H124V148L126 149V146L128 147V144L129 143H132ZM14 142V141H13ZM12 142V143H13ZM21 143H23L22 141H20ZM28 142H31V141H28ZM34 143V142H33ZM38 143V142H37ZM36 143V144H37ZM41 143L42 142H40V145H41ZM190 141H183L182 143H180V144H178V145H173L172 147H176L177 149H181V150H183V152H185L184 154H186V153H188V150H189V147H190ZM27 145L28 146V144H30V143H24V145ZM121 144V143H120ZM133 144V143H132ZM25 145V146H26ZM30 145H34V144H30ZM29 145V147H31ZM69 145V144H68ZM70 145H72V144H70ZM131 145V144H130ZM134 145V144H133ZM35 146V145H34ZM37 146H39L38 144H37ZM121 146V145H120ZM6 147V148H5ZM3 149H0L1 151H0V264H25L24 263V261H22V259H20L19 258V256H18V254H15V252H18V250H17V248H13V246H14V244H12L11 243V240L14 238V237H16L15 239H17L18 241H21L20 243L22 244V249L21 250H23V252H21V253H23V255H24V258H25V261H26V263L27 264H53L54 262H55V264H65L64 263V260H63V257H65L64 256V254L66 253V251H67V247L66 248H64V249H66V250H64L63 249V251L61 250H59V251H57L56 249H58L59 247H61L60 245H61V236L60 237H58V236H56V237H58L57 239H53V238H51V236L46 232L47 231V227L48 226H50V228H53L54 226H56L57 225V228H59V227H61V225L63 224V223H65V226H66V228L67 229H72V230H78L79 229V226H74V223L75 224H77V225H80L82 228H85V229H87L88 227H91V229L89 230V233H83L84 234V238H85V244L83 245V246H85V248L86 249H92V251L95 253V254H97L96 256H100V259H98V261L100 260V262L101 263H99V264H112L113 263V259L116 257V256H118V257H122V256H124V251L126 250V249H131V248H133V249H135V246H133V244L135 245V244H137V243H139V241H141V239L143 238V236H148V231H149V223L151 222V221H155V223H158V225H159V234H160V236H161V238H158L157 236H156V234H153L154 232H151L149 235H152L149 239H151L152 241H151V244H149L148 246H144L143 248H142V250H137V251H135L134 253H135V255H134V257L133 256H131V259L127 262V264H151V262H152V264H154V261H156L159 257H160V252L163 250L164 251V249H166L165 247H169L168 246V244H166V240H169L170 242H173V241H176V242H178V243H182V242H184L185 240V234H184V232L186 231L187 232V230H186V227L187 226H189V225H191V223H193L194 221L192 220V218H188V216H186V215H184V214H186V213H181V214H179V213H174L173 212V209H172V205H174V204H172L173 203V201H175V200H172V203H170V205H169V203L167 202V203H164V205H160V200H159V194L160 193H158V195H157V199H155V200H153V203H149V199H151V198H148L150 195H148L147 194V196H146V199L145 198H143V201L142 202H139V203H132V205H129V206H124L122 203H125V202H123L122 200H117V201H113L112 203H113V208L110 210V211H100L101 213L99 214L101 217H103V219H102V221H99V223H94L93 224V226H89V224L91 223H86V221L84 220V216L81 214V213H79V211H74V209H73V211L72 212H70V210L68 209V207L66 208L65 207V205L66 204H64V206H63V204L61 203V199H60V197L58 196L57 197V195H59V194H57L56 192H55V190L57 189V191H59V193L64 189L63 188V185L64 186H66V184H67V182H69V181H65V178H64V181L66 182V184H63L62 182V184L63 185H59V181L61 180V172H59V170L61 169V165H60V163H59V165H60V167L59 166H57L55 163H57L56 162V160L54 159V157H52L53 159H51V162H47L46 164H47V166L46 167H48V171H44L45 173L43 174V172L42 173H39V174H35V172H36V170L37 171H39L38 169H34V171H33V168L32 167H28L29 165L28 164H26L25 162V164H26V167H28V168H26V169H21V170H23V171H19V170H17L16 169V166H18V164H20L21 165V161H16V159H11V154H12V152L14 151L15 153H17V154H20L21 153V155L19 156L20 157V159L21 158H25L27 155H25L23 152H21V151H25L26 152V150L27 149H25V150H22V148H23V146H19V144H17V146H16V144L15 143H13V144H11L10 142L8 143V145L6 144V146H5ZM28 147V148H29ZM70 148H71V146H69ZM69 147H66L67 149H65L63 152L62 151H59L58 153H59V155L61 156V158L63 159V158H69V156L72 154L71 153V151H70V148ZM131 147V146H130ZM174 147V148H175ZM63 148H65V147H63ZM129 148V147H128ZM175 148V149H176ZM36 149H37V147H36ZM36 149H34V150H36ZM124 149V150H125ZM130 149V148H129ZM161 149H163V148H161ZM30 150V149H29ZM63 150V149H62ZM131 150V149H130ZM133 151V150H132ZM259 151H260V153H259ZM29 152V151H28ZM31 152V151H30ZM35 152V151H34ZM36 152H37V150H36ZM74 152V151H73ZM71 153V154H70ZM76 153V152H75ZM81 153V152H80ZM180 153V152H179ZM28 154V153H27ZM29 154H31V153H29ZM70 154V155H69ZM79 154V153H78ZM84 154V153H83ZM83 154H81V155H83ZM87 154V153H86ZM184 154H182V152H181V155H177L176 156V158L178 159L179 157H181L182 155H184ZM33 155H35V154H33ZM56 155V152H55V154H54V156ZM58 155V156H59ZM77 155V154H76ZM85 155V154H84ZM22 156V157H21ZM29 156V155H28ZM31 156V155H30ZM29 156V157H30ZM37 156H40V155H37ZM50 156V155H49ZM68 156V157H67ZM86 156V155H85ZM87 156H88V154H87ZM123 156V155H122ZM140 156V155H139ZM142 156V155H141ZM140 156V158L139 159H137V160H135L136 161V163L137 164H139V165H144L145 167H143L144 169H142V170H137V176L139 175V176H142L143 177V179L142 180H140V183L141 184H143L144 186H145V190H147L148 191V193H149V191L151 192V188H150V186H154V184L156 185V183L157 182H155L153 185H151V183L152 182H154V178L156 179V176H155V174H154V172L158 169V168H163L164 169V167L168 164L167 162H166V160H165V162L164 163H167V164H164V163H160V164H157V163H152V165L151 166H153V167H151L150 169H147V168H149V166L150 165H147V164H145L144 162H145V159L143 160V156L141 157ZM17 157V156H16ZM75 157V156H74ZM84 157V156H83ZM89 157V156H88ZM40 158V157H39ZM41 158H43V156L41 157ZM72 158V157H71ZM76 158V157H75ZM74 158V159H75ZM137 158V157H136ZM174 158H175V156H173V158L170 156L168 159H172V160H174ZM175 158V159H176ZM26 159H28V158H26ZM57 159V158H56ZM59 159H60V157H59ZM73 159V160H74ZM78 159V158H77ZM84 161L82 160V158H81V156H80V160H82L83 162H85L86 160H88V159H86L85 157H84ZM245 159V158H244ZM248 159V158H247ZM25 160V159H24ZM29 160V159H28ZM37 160V159H36ZM35 160V161H36ZM52 160H53V162H52ZM144 162H143V161ZM205 160H206V157L205 156H202V157H199V162H198V165H197V167H196V170H198L199 172H200V168H202L201 170L203 171V167H201L200 165H202V164H207V162H205ZM38 161H40V160H38ZM37 161V162H38ZM60 160H58V162H59ZM69 161H70V158H69ZM78 161V160H77ZM29 162V164H30V161H28ZM41 162V161H40ZM46 162V161H45ZM68 162V161H67ZM71 162V161H70ZM70 162H68L67 164H70ZM76 162V161H75ZM81 162V161H80ZM23 163V164H24ZM25 164H24V166H25ZM39 164V163H38ZM63 164V163H62ZM65 164V163H64ZM78 164V163H77ZM81 164V163H80ZM28 165V166H27ZM36 165H37V163H36ZM39 165H41V164H39ZM43 165H45V163L43 164ZM42 165V166H43ZM87 165V164H86ZM71 166V165H70ZM83 167H84V165H82ZM157 166H159L158 168H157ZM257 166H258V164H257ZM23 167V166H22ZM37 167V166H36ZM41 167V166H40ZM45 167V166H44ZM64 167V166H63ZM69 167V166H68ZM77 167V166H76ZM80 167V165L78 166V168ZM38 168V167H37ZM67 168V167H66ZM84 169V168H83ZM89 169V168H88ZM90 169H93V168H90ZM162 169V170H163ZM43 170H45L44 168H43ZM47 170V169H46ZM57 170V171H56ZM102 170V169H101ZM153 172V173H148V171L149 172H151V171ZM56 171V172H55ZM93 171V170H92ZM103 171V170H102ZM106 171V173H109V172H107V169L105 170ZM84 172V171H83ZM104 172V171H103ZM165 172V171H164ZM36 173H38V172H36ZM89 173H91L90 171H89ZM93 173H94V171H93ZM100 173V172H99ZM98 173V174H99ZM132 173V172H131ZM131 173H126V174H123V175H125V178H128L129 179V177H130V179L132 178L131 177ZM202 173V172H201ZM46 174H48V175H46ZM63 174V173H62ZM96 174V173H95ZM86 175H88V172H87V174ZM86 175H85V177H86ZM109 175L110 174H108L107 176V179L109 178ZM122 175V176H123ZM199 175V174H198ZM101 176V175H100ZM99 176V177H100ZM129 176V177H128ZM136 176V175H135ZM89 177V176H88ZM124 177V176H123ZM199 176H197V178H198ZM210 177V176H209ZM101 179H102V177H100ZM136 178V177H135ZM201 178V176L199 177V179ZM212 178V177H211ZM86 180L88 179V178H85ZM85 179H83V181H84V184H85V182H87L88 183V181H86ZM90 179V178H89ZM88 179V180H89ZM110 179V178H109ZM127 179V180H128ZM138 180H139V177L137 178ZM209 179V178H208ZM206 179L207 181H203L202 182V184H199L198 185V182H199V180L197 181L196 180V176L194 175L193 177H192V180L195 182V187H196V185H197V189H194L195 190V194L196 195H198V198L196 199L198 202L196 203V204H194V207H193V211H194V213H196V214H200V213H202V209L204 210V207H205V205H207V204H209L210 203V201H211V195H212V193L214 192V190H216V189H218V188H220V182L221 181H219V180H214V179ZM91 180H93L92 178H91ZM133 180H135V179H133ZM213 180V181H212ZM63 181V182H64ZM125 182H126V179L124 180ZM136 181V180H135ZM155 181H158V184H157V187L156 188H158V189H160V190H162V191H166V193L165 194H167V192L169 191V188H170V186H168L167 185V181L166 180H162V178L161 179H157V180H155ZM80 182V181H79ZM82 182V181H81ZM107 182V184H108V182H111V181H106ZM118 182H119V180H118ZM129 182H131L132 183V181H130L129 180ZM71 183V182H70ZM69 183V184H70ZM73 183H74V181H73ZM73 183H71L70 184V186H72V185H74ZM76 183V182H75ZM123 183V182H122ZM121 183V184H122ZM128 183V182H127ZM201 183V182H200ZM91 184V183H90ZM90 184H89V186H90ZM103 184V183H102ZM105 185H106V183H104ZM88 184H86V186H87ZM104 185V189H105V187L107 186H105ZM138 185H139V183H138ZM78 186V185H77ZM102 186V185H101ZM121 186V185H120ZM132 186H134V185H132ZM69 187V186H68ZM148 187L150 188V189H148ZM155 187V186H154ZM153 187V188H154ZM193 187V186H192ZM73 188H74V186H73ZM72 188V189H73ZM78 188V187H77ZM98 188V187H97ZM260 188V187H259ZM258 188V189H259ZM66 189H71L70 187L69 188H66ZM85 189V188H84ZM90 189V188H89ZM83 190V189H82ZM95 190V189H94ZM107 190V189H106ZM110 190V189H109ZM145 190H143V191H145ZM36 191H37V193H36ZM64 191H66L67 192V190H65L64 189ZM69 191H71V190H69ZM74 191V190H73ZM98 191V190H97ZM158 191V190H157ZM34 192L36 193L35 195H34ZM55 192V193H54ZM103 192H105V191H103ZM252 192V191H251ZM62 193V192H61ZM68 193H70V192H68ZM57 194V195H56ZM99 194V193H98ZM102 194V193H101ZM174 194V193H173ZM182 194V193H181ZM127 195V194H126ZM169 195V194H168ZM178 195V194H177ZM180 195V194H179ZM60 196H61V194H60ZM96 196V195H95ZM167 196V195H166ZM166 196H164V197H166ZM57 197V198H56ZM65 197H67L66 195H65ZM122 197H125V196H122ZM121 197V198H122ZM156 197V196H155ZM168 197V196H167ZM177 198V197H176ZM64 199V198H63ZM62 199V202L64 201ZM68 199V198H67ZM142 199V198H141ZM181 199V198H180ZM54 200V201H53ZM123 200H124V198H123ZM126 200H127V198H126ZM163 200H165V198H163ZM178 200H179V198H178ZM122 201V202H121ZM169 201V200H168ZM65 202H66V199H65ZM68 202V201H67ZM181 202V201H180ZM73 204H74V202H73ZM261 204V205H260ZM263 204V205H262ZM27 205H29V207H27ZM67 206V205H66ZM70 206V205H69ZM130 206H133L134 208V210H132V209H130ZM171 208H170V207ZM65 207V208H64ZM72 208V207H71ZM191 208H192V205H191ZM190 208V209H191ZM206 208V207H205ZM249 212L247 213V214H245V216L243 217V218H240L239 220H237V222H236V224H237V229H235V231L234 232H232L231 233V235L229 236V243L230 244H232V246H235V249H234V251H231L230 253H228V254H226V256L225 257H220V253L218 252V249L217 248H214V249H211L207 254H206V257H205V259H204V261H203V264H216V263H218V262H223V263H225V264H239V263H241V261H242V259H245V258H243V257H248L249 255V252H251L250 250L252 249V246H253V244L252 245H250V244H248V246L246 247V245L247 244H245V242L247 241V239H249L248 237H251L252 238V234H251V232L254 230V227H255V225L257 226L258 225V222L260 221V224L263 222V220L264 219H262L263 217H264V180H263V185H262V188H260V190H257V191H255L254 193H253V198H252V201H251V203L249 204ZM66 209V210H65ZM176 209V208H175ZM207 209V208H206ZM68 210V211H67ZM207 211V210H206ZM124 212V216L123 215H120L121 213H123ZM133 212V213H132ZM184 212V211H183ZM82 213H83V211H82ZM103 213H107L108 215L107 216H103ZM120 213V214H119ZM170 213H172L173 214V216H175L176 218L175 219H173V220H170ZM262 215H263V217H262ZM138 216H141V217H138ZM161 216H163V217H161ZM210 217V216H207L206 214L204 215V217ZM206 217H205V219H206ZM8 218H13L14 220L13 221H16L17 222V224L18 225H23L26 229H27V233L26 234H23V236H21V234H12V232H10V226L9 225H13L12 223H10L9 221H8ZM119 218H121V220L119 219ZM127 218H133L135 221L133 222V223H131V224H129V220L127 219ZM162 218H164V219H166L168 222L166 223V226H167V228L169 227L170 228V223H174V221H175V227L174 228H171V229H175V233H170V229H169V231L167 230V229H163L160 225V223H159V220H161ZM112 219H116V222H114ZM117 219H118V221H117ZM104 223V224H103ZM264 223V222H263ZM262 223V224H263ZM261 224V225H262ZM3 225V226H2ZM132 225V229H133V232H135L134 233V235L131 237V236H129V237H125V234H124V231H126L125 229H127L126 227L127 226H131ZM7 226H9V228H7ZM86 226V227H85ZM263 226V225H262ZM261 226V227H262ZM260 227V226H259ZM256 229L258 228V226L257 227H255ZM196 229V228H195ZM256 229H255V231H256ZM154 230V229H153ZM78 231H80V230H78ZM96 231H98V232H96ZM254 231V232H255ZM129 232V231H128ZM145 232H146V234H145ZM169 232V233H168ZM68 233V232H67ZM143 233H144V235H143ZM158 233V232H157ZM78 234V233H77ZM80 234H82V233H80ZM83 234H82V236H83ZM141 234L143 235V236H141ZM248 234H249V236H248ZM250 234H251V236H250ZM256 235H258V236H253V239H249V240H251V242L250 243H252L253 241L252 240H256L255 242H261V239H260V234L259 233H257V231H256V233H255ZM71 236H72V234H70ZM69 234H68V239H66L67 240V244L69 243V242H71V240H72V243H73V240L74 239H71V236H70ZM45 236V237H44ZM78 236H80L81 237V235H78ZM127 236V235H126ZM19 237H21V238H19ZM55 237V238H56ZM74 238V237H73ZM183 238V239H182ZM63 239V238H62ZM71 239V240H70ZM99 239L101 240V242H99ZM82 240V239H81ZM184 240V241H183ZM248 240V241H249ZM41 241H44V243L43 244H41L40 242ZM126 241H128V242H126ZM148 241V240H147ZM168 241V242H169ZM112 242V243H111ZM78 243V242H77ZM76 243V244H77ZM80 243V242H79ZM103 243V244H102ZM254 243V242H253ZM158 244H161V250L160 251H158ZM243 244H245V246H243ZM73 245V244H72ZM133 247H132V246ZM188 245V244H187ZM186 245V246H187ZM71 246V245H70ZM131 246V247H130ZM243 246V247H242ZM15 247V246H14ZM84 248V247H83ZM185 248V247H184ZM242 248V249H241ZM28 249H30V251L28 252ZM76 249V248H75ZM183 249V248H182ZM186 249H184V251H185ZM65 251V252H64ZM57 252V253H56ZM59 252V253H58ZM63 252V253H62ZM83 252V251H82ZM19 253H20V251H19ZM68 253V252H67ZM84 253V252H83ZM133 253V252H132ZM167 253V252H166ZM70 254H71V252H70ZM84 254H86V252L84 253ZM91 254V253H90ZM16 255H17V257L18 258H16ZM53 255V257H51ZM31 256L32 257H34V260L32 261V260H30V258H31ZM69 256V255H68ZM68 256H66V258H68ZM80 256V255H79ZM251 256V255H250ZM249 256V257H250ZM50 257H51V259H50ZM74 257V256H73ZM77 257V256H76ZM81 257V256H80ZM247 257H246V259H247ZM248 257V258H249ZM70 258V257H69ZM181 258V257H180ZM179 258V259H180ZM250 258H252V257H250ZM65 259V258H64ZM51 260V263H48V261H50ZM125 260V259H124ZM148 260H151V261H148ZM249 260V259H248ZM67 261V260H66ZM77 261V260H76ZM246 261V260H245ZM57 262V263H56ZM190 262H192L190 259L187 261V263H190ZM72 263V262H71ZM242 264V263H241Z\"/></svg>",
  "mask_w": 264,
  "mask_h": 264
}]
</instances>
